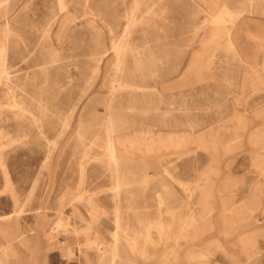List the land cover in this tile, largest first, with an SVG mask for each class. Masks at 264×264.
I'll return each mask as SVG.
<instances>
[{
	"label": "rangeland",
	"instance_id": "1",
	"mask_svg": "<svg viewBox=\"0 0 264 264\" xmlns=\"http://www.w3.org/2000/svg\"><path fill=\"white\" fill-rule=\"evenodd\" d=\"M256 159L264 0H0V264H264Z\"/></svg>",
	"mask_w": 264,
	"mask_h": 264
},
{
	"label": "crops",
	"instance_id": "2",
	"mask_svg": "<svg viewBox=\"0 0 264 264\" xmlns=\"http://www.w3.org/2000/svg\"><path fill=\"white\" fill-rule=\"evenodd\" d=\"M213 19L216 21H221L222 19H223V13H221L219 16H216V17H213ZM213 36H216V34H215V32L213 33ZM257 160V162H256V164L258 165V166H260L259 167V169H261V167L262 166H264V163H260L261 161H262V159H256ZM214 187H215V185H214V183L212 184L211 183V185H209V194H207L206 196H208V197H210V196H212V194H213V191H214ZM204 189H207L208 190V187H206V188H204ZM259 190H261V189H264V185L262 186V188L261 187H259L258 188ZM218 191L219 192H222V188L221 187H219L218 188ZM220 197H222L223 199H221V202H223L222 204H223V210H221V211H223L222 213L223 214H221L222 216H220V218H222V221H223V223H224V225H225V227L227 228V227H230L233 223H235V224H240V223H242V224H244L242 227H249V226H254V227H256V225H257V222L258 221H256V220H254L253 219V216H242V217H236V219H234V218H231L230 220H229V216H227V214L225 213L229 208H228V206H227V197H225V195H219ZM212 211V210H211ZM209 214V213H208ZM205 215V217H203L202 216V220H203V222H205L206 224L205 225H207V231H209V230H211L212 228H213V225H214V223H215V216H217V215ZM194 217V220L196 219L197 220V218L195 217V216H193ZM115 224H116V227H117V230L115 231V232H117V234L119 235V237H118V239H117V241H119V239H120V236H121V234H120V224H119V222H118V225H117V221L115 222ZM234 230V229H233ZM114 232V233H115ZM114 233H113V237H114ZM203 233V232H202ZM114 239H115V237H114ZM244 238H241V243L242 242H244ZM115 241H116V239H115ZM247 241H250L249 239H247ZM86 242V241H85ZM84 245H85V243H84ZM253 251V250H252ZM139 252H141V250L139 251ZM255 252L256 251H253L251 254L250 253H247V255H246V260H241V261H238V262H236V264H252V262L250 261V259L252 258V256H254L255 255ZM204 255V254H203Z\"/></svg>",
	"mask_w": 264,
	"mask_h": 264
},
{
	"label": "bare ground",
	"instance_id": "3",
	"mask_svg": "<svg viewBox=\"0 0 264 264\" xmlns=\"http://www.w3.org/2000/svg\"><path fill=\"white\" fill-rule=\"evenodd\" d=\"M112 141H113L112 136H109L110 155H111V160L114 163L116 161V158H115L116 152H115V149H114V145L112 144ZM117 187H118V185H117ZM117 225H118V221H117ZM114 237H115L116 242H117V239H118L117 232L114 233Z\"/></svg>",
	"mask_w": 264,
	"mask_h": 264
}]
</instances>
